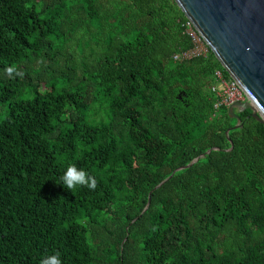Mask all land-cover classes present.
<instances>
[{"label":"trees","instance_id":"trees-1","mask_svg":"<svg viewBox=\"0 0 264 264\" xmlns=\"http://www.w3.org/2000/svg\"><path fill=\"white\" fill-rule=\"evenodd\" d=\"M186 21L175 0H0V264H264V124L215 110L212 50L174 59ZM69 165L95 190L59 184Z\"/></svg>","mask_w":264,"mask_h":264},{"label":"water","instance_id":"water-1","mask_svg":"<svg viewBox=\"0 0 264 264\" xmlns=\"http://www.w3.org/2000/svg\"><path fill=\"white\" fill-rule=\"evenodd\" d=\"M175 1L186 18L194 23L225 70L248 96V102L229 107V112L236 117L235 109H250L252 116L264 124V0ZM241 126L243 123L238 118L232 128ZM233 146L232 143L231 148ZM211 151L177 168L155 189L161 187L174 173L192 166ZM150 202L151 196L146 209Z\"/></svg>","mask_w":264,"mask_h":264},{"label":"built area","instance_id":"built-area-1","mask_svg":"<svg viewBox=\"0 0 264 264\" xmlns=\"http://www.w3.org/2000/svg\"><path fill=\"white\" fill-rule=\"evenodd\" d=\"M186 33L190 36L193 46L185 51L176 53L174 59L183 61L198 56H208L211 48L205 39L201 36L194 23L187 19L185 22ZM216 81L211 86L212 92L215 94L214 108L219 110L221 107H231L237 103L248 102V96L231 76L226 77L222 70L215 72Z\"/></svg>","mask_w":264,"mask_h":264},{"label":"clouds","instance_id":"clouds-1","mask_svg":"<svg viewBox=\"0 0 264 264\" xmlns=\"http://www.w3.org/2000/svg\"><path fill=\"white\" fill-rule=\"evenodd\" d=\"M16 72L17 75L23 76L22 72H17L14 67H8L6 69V74L12 76ZM69 191L73 190L77 186L87 187L91 190H95L97 187V180L95 177L90 176L83 169L77 168L75 165H69L60 177V183ZM40 264H62L59 254L48 255L40 260Z\"/></svg>","mask_w":264,"mask_h":264}]
</instances>
